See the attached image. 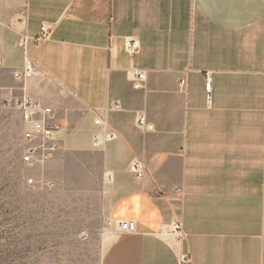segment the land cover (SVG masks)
<instances>
[{
    "label": "crops",
    "instance_id": "0c3cea01",
    "mask_svg": "<svg viewBox=\"0 0 264 264\" xmlns=\"http://www.w3.org/2000/svg\"><path fill=\"white\" fill-rule=\"evenodd\" d=\"M0 54H25L115 133L116 207L138 228L104 264H264V0H0ZM175 222L182 239L162 233Z\"/></svg>",
    "mask_w": 264,
    "mask_h": 264
},
{
    "label": "rangeland",
    "instance_id": "374dc122",
    "mask_svg": "<svg viewBox=\"0 0 264 264\" xmlns=\"http://www.w3.org/2000/svg\"><path fill=\"white\" fill-rule=\"evenodd\" d=\"M26 65L23 54L22 67H0V264H104L128 220L116 207L127 172L116 171L115 133L49 79H18ZM24 98L51 106L63 126L58 150L29 163ZM133 162L140 180L145 165L139 177Z\"/></svg>",
    "mask_w": 264,
    "mask_h": 264
},
{
    "label": "built area",
    "instance_id": "2783aa9c",
    "mask_svg": "<svg viewBox=\"0 0 264 264\" xmlns=\"http://www.w3.org/2000/svg\"><path fill=\"white\" fill-rule=\"evenodd\" d=\"M52 27L49 24L43 26L42 35L38 38L39 41H47L50 39ZM29 41V37L22 35L18 44L20 47L26 49ZM125 48L127 53L134 57L140 48V41L136 37H130L126 40ZM3 56L0 54V67L3 65ZM39 75V67L28 62L23 69L15 71V76L18 79H27ZM134 75L137 79H145V74L139 70L134 71ZM186 81L181 80V85L185 86ZM206 89L208 93L212 90V83L208 79L206 82ZM19 109L22 113V118L24 122L29 126L25 130L23 137L28 143L27 151L24 155V161L33 162L42 157L47 152H52L58 150L60 147V141L63 134V126L61 122L57 119L54 109L44 104L41 101H34L27 98L22 99L21 102L17 103ZM114 110H121V104L116 102L113 107ZM140 124H144L145 119L141 117L139 119ZM100 124H104L103 118L99 120ZM96 143L101 144L100 136H95ZM132 171L137 174V176H142L144 172L143 164L140 161H134L132 165ZM121 228L125 232L133 233L137 231V222L135 220L123 221L120 224ZM172 231L177 233L178 238L182 239L184 232L182 229V224L180 222L173 223ZM189 262V255H183L181 257V263L187 264Z\"/></svg>",
    "mask_w": 264,
    "mask_h": 264
},
{
    "label": "bare ground",
    "instance_id": "6f19581e",
    "mask_svg": "<svg viewBox=\"0 0 264 264\" xmlns=\"http://www.w3.org/2000/svg\"><path fill=\"white\" fill-rule=\"evenodd\" d=\"M21 22H24V21L21 20ZM172 228H173V224L167 225V227L164 226L163 229H162V233L171 234L172 236H174L177 239L178 235H177V233L172 231ZM120 231H122L121 226H120Z\"/></svg>",
    "mask_w": 264,
    "mask_h": 264
}]
</instances>
